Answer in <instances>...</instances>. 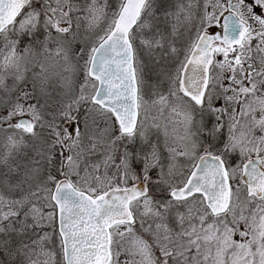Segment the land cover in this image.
Wrapping results in <instances>:
<instances>
[{"label": "snow or ice", "instance_id": "6c2138e0", "mask_svg": "<svg viewBox=\"0 0 264 264\" xmlns=\"http://www.w3.org/2000/svg\"><path fill=\"white\" fill-rule=\"evenodd\" d=\"M108 7L0 0V256L264 264V0H118L91 45L79 39ZM169 62L167 95L146 88ZM177 157L192 161L178 178Z\"/></svg>", "mask_w": 264, "mask_h": 264}, {"label": "rangeland", "instance_id": "374dc122", "mask_svg": "<svg viewBox=\"0 0 264 264\" xmlns=\"http://www.w3.org/2000/svg\"><path fill=\"white\" fill-rule=\"evenodd\" d=\"M84 0H76V3L78 6H82L83 5ZM101 2H103V0H101ZM165 2V6L170 7L172 10H175V4H176V0H164ZM204 0H198V4L200 6L203 5ZM250 2V0H249ZM107 4L111 5V6H118V2L117 0H107ZM108 11V18H104L101 19L98 23L97 26H95L92 29H89L87 27V21L84 19H81V27L79 30V39L85 41L88 45H91V43L96 39L97 36H94L96 34V30L97 28L101 25V27H106L107 23L109 22V18H110V14L111 12L107 9ZM197 12V19L195 21L192 22V24H185L183 26H181L179 28V32L181 33L178 37H177V44L180 47H183L187 44V42L189 41L190 37H194L195 36V29L193 27V24L197 25L199 24V19L198 16L202 15V7H198L196 9ZM107 20L106 25H102V23ZM104 28H102L101 30L103 31ZM218 28L216 27H211L208 29V31L210 33L214 32L215 30H217ZM81 44H77L76 47L79 48L81 47ZM182 58V57H181ZM220 57H218L219 59ZM176 67V64L173 62H169L165 65L164 69H161L160 72L158 73L157 71H148L146 72L145 75V86L146 88L152 89L153 91H159L165 95H167L168 92V88L170 87V83L167 79V77L165 75H162L161 73H163L164 71H168V72H174V69ZM83 82V75L82 73L80 74L79 78L76 81V91L78 93L79 91V84ZM61 97L56 95L55 93L53 94V99L49 101V103L54 104L56 101L60 100ZM64 99H67L66 97ZM156 117L158 121H160L161 123H164L167 120V115L165 114L164 117L160 116V113L156 110V108H151L149 110V122L151 123L152 118ZM169 132L174 140V143H172V147L177 148V150H180V146H181V141L179 139V136L181 135V131L180 129L177 128H172L171 126L169 127ZM165 156H167V152H165ZM235 156V155H234ZM238 157V156H235ZM165 171H167V164L168 161L165 160ZM192 163V161L184 158V157H177L176 160V164H177V169H176V175L177 178L179 176V172L180 171H185L187 169L188 166H190ZM236 163V158L233 159V161L231 162V164L235 165ZM150 195H155L156 199L160 198V193L158 190L153 189L152 191H150L149 193ZM143 212V207H141L139 209L138 212V216L139 213ZM139 227V224L137 226V228ZM243 229V224H241V230ZM233 239L236 241H240L241 237L239 235V233H237L236 235L233 236ZM50 247H52L50 245ZM53 250L57 253V255L54 257L55 260L59 261L61 259L60 254H59V243L57 240L56 245L54 246ZM120 261L123 262L126 257L121 254V256L119 257ZM127 259L129 260L130 264H131V260L133 259L132 257H127ZM135 259H139V257H136ZM7 260L8 257L5 256H0V261H3V264H7Z\"/></svg>", "mask_w": 264, "mask_h": 264}, {"label": "trees", "instance_id": "16d2710c", "mask_svg": "<svg viewBox=\"0 0 264 264\" xmlns=\"http://www.w3.org/2000/svg\"><path fill=\"white\" fill-rule=\"evenodd\" d=\"M117 2H118V0H117ZM109 5V4H108ZM117 7L116 6H111V5H109V7H108V10L110 11V12H112L113 10H115ZM108 18V17H107ZM110 18H111V14H110ZM110 18H109V20H110ZM106 22H107V20H105L103 23H102V25H106ZM107 26V25H106ZM102 28H106V27H101V25L97 28V30H96V34L94 35V36H98V35H100V34H102ZM234 158H236V163L238 162V157H235L234 155L233 156H231L230 158H229V162L231 163L232 161H233V159ZM137 226H138V224H137Z\"/></svg>", "mask_w": 264, "mask_h": 264}, {"label": "water", "instance_id": "95a60500", "mask_svg": "<svg viewBox=\"0 0 264 264\" xmlns=\"http://www.w3.org/2000/svg\"><path fill=\"white\" fill-rule=\"evenodd\" d=\"M225 15H227V13L225 14ZM219 31V30H218ZM217 32V31H216Z\"/></svg>", "mask_w": 264, "mask_h": 264}]
</instances>
